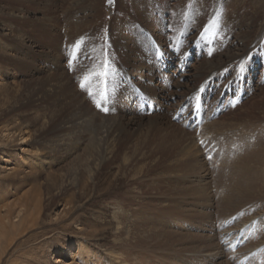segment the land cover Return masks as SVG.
I'll return each instance as SVG.
<instances>
[{"label": "rangeland", "instance_id": "rangeland-1", "mask_svg": "<svg viewBox=\"0 0 264 264\" xmlns=\"http://www.w3.org/2000/svg\"><path fill=\"white\" fill-rule=\"evenodd\" d=\"M89 1L0 0V264H55L54 259L76 242L86 246L72 250L76 264H148L154 260L155 264H182L179 256L191 258L189 264H214L200 258L204 245L194 224L197 216L187 215L178 199L185 188L197 185L185 180L184 172L174 176L172 167L178 164L171 153L163 157L152 143L165 129L176 128L184 145L195 144L206 162L212 163L211 221L215 238L226 253L232 252V243L221 241L218 229L232 217V223L223 228L237 227L246 210L239 206L231 164L226 163L230 161H223L221 169L216 166L221 162L219 153L227 149L236 153L241 147L236 144L245 136L253 148V134L264 122V0H249L248 8L231 6L230 0H181L178 8L174 0H156L168 8L165 17L158 16L165 19L160 29H164L160 33L164 51L157 41L151 48L160 75L154 76L152 84L153 77H137L136 72L137 85L126 76L133 66L122 62L123 53L111 48L109 34L102 52L107 65L87 74L75 62L77 44L69 37L68 21L84 17L88 11L76 15L72 8L90 5ZM93 1L98 4L94 25L104 34L115 20L123 19V8L147 0ZM252 16L257 17L254 29L246 21ZM207 22L213 23L212 28L216 24L210 38ZM197 33L201 50L178 57L176 42L189 43ZM143 34L149 38L151 33ZM230 54L236 56L227 60ZM205 64L215 70L205 75ZM59 72L67 75L69 86L92 112L83 127L68 136L54 129L60 119L66 123L75 117L71 97L63 98L70 106L63 111L55 96ZM99 76L102 82L96 80ZM148 83L152 88H146ZM123 89L131 97H122L126 95ZM159 101L165 114L163 129L156 127L153 118L160 114ZM80 106L79 101L76 107ZM214 108L219 115L212 118ZM199 110L202 116L193 120ZM97 120L121 122L116 136L109 138L107 154L97 146L102 137ZM5 132L11 133L9 140ZM24 133L30 139L25 154L19 147ZM226 194L230 199L223 203ZM179 224L194 226L193 231ZM236 258L240 264L242 258L235 253L226 259L236 264Z\"/></svg>", "mask_w": 264, "mask_h": 264}, {"label": "bare ground", "instance_id": "bare-ground-1", "mask_svg": "<svg viewBox=\"0 0 264 264\" xmlns=\"http://www.w3.org/2000/svg\"><path fill=\"white\" fill-rule=\"evenodd\" d=\"M89 2L91 3L90 5L85 4V5H81V6L80 5L74 6L72 8L76 15L81 14V12H80L81 10H83L82 13L85 10L88 11V12H86V15L84 17H78L73 22L71 20L68 21L70 31H71V36L69 35V37H71L72 44H74V43L77 44L76 48L73 49L74 50L73 54H75L74 60L78 64V66L80 68L86 70V73L88 74V73H90V69L95 70V73H96V70L99 71V69L102 68L101 67L102 65H107V64H104V58H106V56L102 52H104L103 51L104 37H107L109 34V36L111 37L110 40L112 41L111 48L114 50L116 48L117 51H119V53H123L121 55V56H124V58L121 59L122 62H125V64H127L129 66H133V69L128 68L129 73H127V75H126L129 78L128 80L129 81L131 80L133 85H137L135 83V81L137 80V79H135L136 78L135 77L136 72H137V77H147L149 79H150V77H153L152 81H150V82L152 83L153 81H155L154 76L159 77L160 72H158V70L160 71V68H159V65L157 64V62L155 61V59L153 57H151V48H152V44L155 43L156 41H157V44L159 47H161V48L163 47L162 36L160 33L164 29H162V30H160V29H161V26L163 23L162 20H164V22H165V19L164 18L159 19L158 16L162 15L165 17L164 12H167L168 8H166V9L163 8L162 7L163 5L162 6L160 5L161 1L160 2H156V0H147L146 2H141V1L139 2L138 1L135 6H129V7L126 6L125 8H123L121 10V11H123L122 14L124 15V16L122 15L123 19L118 20V21L115 20V22L112 24V26L107 31H103L104 34H101L99 27L97 25H94L96 19L95 20L93 19V17H94L93 12L94 13L96 12L95 10H96V7L98 4L94 5L95 1H93V0H90ZM174 2H175L174 4H176L175 8H178V7H180V3L183 1L174 0ZM130 4H132V3H130ZM230 5L231 6H233V5L237 6L238 5L239 7L248 8L249 7V0H230ZM225 10H227V9H225ZM245 11H247V10H245ZM67 13H66V15H67ZM70 13H72V12H70ZM226 13H229V12H226ZM70 15H69V17H70ZM136 17H139V18L134 22L132 19H135ZM239 17H241V16H239ZM252 17L253 18H249L246 21H247V23L252 22L249 25L253 24L252 29H254L255 28L254 23H256L255 20L257 17H255V16H252ZM230 18H232V19L234 18V17H232V14L230 15ZM236 21H238V20H236ZM239 23L237 22V24H239ZM105 24H107V23H105ZM206 24L208 25L207 26L208 30H207L206 34L208 35L207 37L210 38L211 37L210 35L212 34V33L210 34V31H213L212 29L214 28V26L216 24L213 26V28H212L213 23L207 22V23H205V25ZM203 25H204V23H201L199 25V27L197 26L196 31L200 32V30H201L200 28ZM165 26H167V24ZM239 26L242 27L241 24H239L238 27ZM145 31L151 33L149 35L150 36L149 38L146 36H143L144 35L143 33ZM234 35H236V34H234ZM195 36L196 37H194L192 39V41L189 43L174 41L177 43V46L175 47V49H178V50L176 52L177 54L176 53H173V54H176L178 57L183 58V57H186L187 54L188 55L191 54L192 50H201L198 47V44H200V46L202 44L197 40L198 33ZM66 37H67V35H66ZM203 39H204V36H203ZM68 48H70V47H68ZM162 50H163V48H162ZM188 50L190 51V53L187 52ZM83 51H85V53ZM182 53H184L183 56H182ZM235 56H236V54H232V55L230 54V56H228L227 60H231ZM81 57H83V58H81ZM56 62H55L56 66L60 67V62L57 60H56ZM221 62H223V61H221ZM111 64L114 65V63H111ZM109 66L111 67L110 64H109ZM205 67H207V69H208V70L206 69L204 71L205 75L208 74L209 72L212 73L215 70V68H213L209 64H205ZM62 69H64V68H62ZM143 70H144V72H143ZM102 72H103V70H102ZM146 72H148L149 74H147ZM140 73H141V76L139 75ZM143 74L144 75L146 74V76H143ZM78 76H80V75H78ZM95 76H96V74H95ZM55 79H56V84H55L53 89H54L56 98H58L57 101L62 103V110L64 111V109H68L70 107L69 103H67V104L63 103L64 97L65 98L71 97L70 98L71 99V102H70L71 106H73V108H75L73 113H71L72 115L74 114V116H75L73 118V121H72V119H67L66 123H65L64 118H62V119H60L59 123L55 124V128H54L55 130H62L63 134L65 132L64 135L68 136V134H70L73 130H76L77 128L83 127L84 122H86L85 119H87V117H89L92 114V112L88 106H86L84 103L81 102L82 100H80V96L75 92V90L69 86L70 80L68 79L66 74H62L61 72H59L58 76H55ZM90 79H92V78H90ZM96 80L100 82L101 81L100 76L97 77ZM146 86H147L146 87L147 89L152 88V85H150L149 83ZM125 87L130 88L129 85L125 86ZM95 88H97V87H95ZM123 90L126 91L125 92L126 95H121L122 97L127 96V95H128L127 97H131V95L129 94V92L127 90H125V89H123ZM51 92H52V90H51ZM153 93H154V96L157 97L154 90H153ZM153 93H152V95H153ZM96 95H97V97L99 96L97 93H96ZM87 97H89V96H87ZM79 101H80L81 106L79 108H77L76 106L79 103ZM158 104L161 105L160 106V114L154 115L153 118H155L154 123H155L156 127L158 126L159 128L163 129V126L165 124L164 123L165 114H163V112H164L163 102L159 101ZM64 105H65V107H64ZM107 114H109V113H107ZM115 117H117V116H115ZM101 118L103 119V117H101ZM112 119H114V118H112ZM124 119H125V117H124ZM135 119H137V118H135ZM92 120H94V119H92ZM81 121H82V123H81ZM89 121H90V119H89ZM89 121H87V122H89ZM97 121H100V120H97ZM147 121H148V119H147ZM120 125H121V122H119V120H112V121H102L101 123H99V125L96 126L97 129H99L98 135L102 136L99 138L100 141L98 142V145H97V146H99V149H101V153H103V154L108 153L107 150H109V148H110L108 145L109 138L116 136L115 133L119 130ZM170 127L172 128L173 124L170 123ZM152 128H153V126H152ZM259 129H260V131H258V133L255 132L253 134L255 136V141L253 142V148L251 147V139H248L245 136V137L239 139L240 143L236 144V148H239L241 146L239 148L240 150H238L236 153H233V154L229 153L230 150H228V149L220 152L219 157H220L221 162H219V164L217 166H216V163L213 164L216 167L219 166L221 169L223 161H226V160L230 161V162L227 161L226 163L228 165L231 164V167H229V171H230L231 177H234V182H235V185L237 187V190H236L237 195L236 196H237V198H239V200L241 202V204H239V206H240V208L242 207L246 210V212H244V214H243L242 222L237 227H235V228L229 227V228H225V229L223 228V226H225L226 224L228 225V224L232 223L234 217L228 218L224 224L219 226L220 229H218V233H219V238L221 239V241H223L224 243H226V242L230 243V244L232 243L230 248L233 251L232 252L230 251V253H226L224 251L225 250L224 247L219 243L218 239L215 238V236H216L215 235V229H214V226L212 225V221H211L212 219H214L213 218L214 204H212V202H213V198L215 197V195H212L210 193V184H211L210 181L212 179V173L210 170L211 169L210 165H212V163L206 162L205 158H203L201 152L197 149V146L195 144H192V146L184 145V140L180 136H178V134H177L178 130L176 128H173L171 131L165 129L166 132H164L162 130L164 133H162V135H160V137L158 139L154 140V142L152 143L155 146L154 147L152 145L153 149L155 148V150H157L158 153H160L163 157L166 158L171 153L170 155L172 156V159H174V161L178 164L176 167H172L173 171L176 170L174 176H176V175L178 176L181 172H182V174L184 172L185 180L187 179L188 181H191V183H195L197 185V186H194L191 188H185L183 195H181L182 198H178V199L182 200L181 205L182 206L184 205L186 207L184 209V211L187 213V215L195 214V216H197L196 217L197 220H195L196 222L194 224H197L196 230L199 231L198 237H200L199 239H201V242L204 245L203 246L204 251L203 250L201 251L200 258L201 259L203 258V260H205L206 262L211 261L212 263L214 262V264H229L226 258L233 255L234 253L236 255H239L242 259L248 260L255 251V255L250 258L248 263L249 264H264V122L261 123ZM4 134H5L4 137L7 140H9V136L11 135V133L5 132ZM25 135H26L25 133L21 135L22 137H21L20 145H19L22 153H24V154L26 152H29L28 148H29V142H30V139ZM117 136H119V135H117ZM61 140H63V139H61ZM96 140H97V138H96ZM110 140H111V138H110ZM175 145H178L180 148L177 150L175 148L171 149V147H174ZM155 153H157V152H155ZM21 159H23V158L21 157ZM173 164H175V163L173 162ZM171 176H173V175L171 174ZM172 184H170V185H172ZM249 185L251 187H248ZM240 195H243V196L241 197ZM223 197H228L227 199H225L223 201V203H225L226 201H228V199H230L228 194H226V196L223 195ZM186 199H187V201H184ZM190 206H196L197 208L195 207L196 209H193L194 207L190 208ZM181 211H183V210H181ZM21 212H22V210H21ZM182 213L184 214V212H182ZM235 213H236V211L234 212V214ZM204 225L205 226L209 225V229L206 228ZM192 227H194V226H192ZM192 227H185V225L183 226L182 224L180 225V228L185 229L187 231H189L190 229L193 231ZM242 231H244V234L241 236V245L236 250L234 248V243L232 242V240H234L235 236L238 238ZM188 234H187V236H189ZM212 234H214V236ZM230 235H231V237H228ZM185 238H187V237H185ZM79 244L82 247L86 248V246H83L82 243H79ZM137 246H139V245H137ZM80 247H79L77 242L74 243L72 245V247H68V249L66 247L65 253L62 254V256L58 257L57 259H54L53 263H55V264H76L75 256H74V253L72 250L75 248L79 249ZM126 247H128V246H126ZM134 249H135V247L133 248V250ZM128 250H130V247ZM79 251H80V249H79ZM81 251H82V249H81ZM57 253L60 254V252H56V254ZM136 258H137V260H139L138 256H136ZM178 259H179V261L181 260L182 264H189L191 262V258H187V257L183 258L182 256H179ZM130 260H131V258H130ZM213 260H215V261H213ZM187 261H189V262H187ZM88 262H89V260H88ZM155 262H157V260L151 261L148 264H155ZM142 264H146V263L143 261Z\"/></svg>", "mask_w": 264, "mask_h": 264}, {"label": "snow or ice", "instance_id": "snow-or-ice-1", "mask_svg": "<svg viewBox=\"0 0 264 264\" xmlns=\"http://www.w3.org/2000/svg\"><path fill=\"white\" fill-rule=\"evenodd\" d=\"M110 2H111V0H110ZM241 71H243V68L241 69ZM85 85L84 84H81V87H84Z\"/></svg>", "mask_w": 264, "mask_h": 264}]
</instances>
